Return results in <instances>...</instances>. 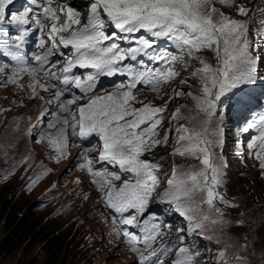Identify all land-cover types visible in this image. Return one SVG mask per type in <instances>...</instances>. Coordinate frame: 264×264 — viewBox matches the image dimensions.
Listing matches in <instances>:
<instances>
[{
	"label": "snow or ice",
	"instance_id": "obj_1",
	"mask_svg": "<svg viewBox=\"0 0 264 264\" xmlns=\"http://www.w3.org/2000/svg\"><path fill=\"white\" fill-rule=\"evenodd\" d=\"M221 2L235 7L238 17L248 16L249 8L244 4L236 5L235 0ZM214 3L215 0H88L87 14L82 15L66 0H42L39 3L38 0H30V6L22 13L11 15L9 20L5 15L6 8L13 4V0H0V24L34 23L41 33L38 47L42 50L41 55L34 57L35 67L20 56H14L16 68L11 76L0 82V86L16 83L21 73H26L31 78L27 85L29 98L58 106L57 113H41L39 123H44L45 118L51 115L53 120L48 121V127L54 128L56 124L64 127L55 134L41 137V140L47 139L52 154L59 160L67 156L70 146L68 130L79 139L83 146L79 166L93 177L91 182L99 190L102 202L114 214V221L122 226L130 250L137 253V264H164L158 253L144 255L140 247H151L158 237L164 235L162 228L167 227L150 222L148 218L139 219L150 203H166L184 217L188 221L185 235L199 234L204 221L227 223L218 204L239 206L220 191L227 164L223 161L216 163L212 150L216 144L223 143L219 139L223 127L213 128L212 124L214 120H218L219 125L223 124L224 115L218 111L224 103L222 97L233 93L234 89L243 91L241 85L264 84V77L258 75L257 58L253 55L248 36L253 18H232L220 12ZM257 11L262 17L257 29L260 35L264 34V8ZM4 35L8 33L4 32ZM16 39L19 41L23 37L17 36ZM162 40L170 47H159ZM172 48L176 51L173 52ZM62 49H69L71 55ZM204 50L214 55V62L199 55ZM54 56L65 58L58 71H51L59 63L51 59ZM189 61L199 62V66L190 72L198 94L174 90V96H190L203 116H183L181 107H177L171 113L170 121L184 119L188 123H179L161 132L166 119L164 113L174 97L156 106L151 102L144 103L134 92L138 85L159 92L161 87L179 75L177 65L189 70ZM6 67L7 64L0 66V73ZM78 69L89 71L79 74ZM40 73L43 74V82L37 78ZM117 75L125 77V81L113 85L111 92L96 94L101 90L98 89L100 77ZM181 84L192 87L188 80H181ZM37 86L44 91L55 89L54 95L45 100L39 96ZM81 100L87 102L80 103ZM61 113L66 115L61 118ZM252 127L253 124L249 123L243 130L248 132ZM173 132L172 155L194 158L200 162V167L180 169L173 165L167 186L160 192L157 174L160 165L145 158V154L158 145H168ZM31 133L30 128L28 134ZM93 137L98 138L100 144L96 157L100 168H95L93 158L87 155L95 144L85 142ZM247 147L253 150L252 154L259 161L258 167L264 173V118L259 134ZM29 160L30 157H22L13 168ZM104 165L116 170L110 171ZM46 173L45 169L29 188ZM116 182H120L119 185ZM197 195L200 196L199 202ZM204 206L215 213V218L204 213ZM149 216L151 221L155 220L151 213ZM129 228L139 229V232ZM179 239L183 243L185 236ZM249 247L245 237L244 243L231 254L227 247L222 248L216 254L217 264H250L249 256L252 254L242 255ZM162 251H166V247ZM198 255V250L180 247L173 264H196Z\"/></svg>",
	"mask_w": 264,
	"mask_h": 264
},
{
	"label": "rangeland",
	"instance_id": "obj_2",
	"mask_svg": "<svg viewBox=\"0 0 264 264\" xmlns=\"http://www.w3.org/2000/svg\"><path fill=\"white\" fill-rule=\"evenodd\" d=\"M235 4L247 6L248 16L238 17L235 7L222 3L221 0H215L214 6L232 18L245 20L253 18V22L249 24L248 36L253 55L257 58L258 75L264 77V34H257L259 20L262 18L257 9L264 8V0H235ZM79 8L85 13L86 3L81 4ZM10 12L11 8L7 9V14ZM123 46L127 47L126 44ZM3 47L0 41V50ZM159 47L169 48L170 45L162 40ZM171 50L176 51L174 48ZM4 51L2 50L0 54ZM199 55L210 62L215 60L214 55L208 50L202 51ZM189 64L191 65L189 70L177 65L179 75L161 87L159 92L150 91L143 85H138V90L134 92L144 103L151 102L156 106H161L169 97H174L168 103V111L164 113L166 119L160 128L161 132L167 131L170 127L174 128L179 123H188L184 119L170 121V115L177 107H181L183 116L198 118L203 116L198 112L195 101L190 96H174V90L198 94L190 72L192 68L199 66V62L189 61ZM30 80L27 76H22L16 83L0 86V194L3 195L2 201L10 198L13 203L21 204L19 217L31 219L35 229L15 250L0 254V264H50L52 259L44 250L45 243L49 241L58 245L60 251L58 259L51 264H137V253L131 251L127 245L122 227L114 223L112 211L102 202L99 190L91 182L93 177L79 166L82 162L80 153L83 150L79 139L68 135L70 146L67 156L59 160L52 154L47 139L41 140V137L55 134L64 125L48 127V121L53 120L51 115L45 118L44 123H39L41 113L46 111L57 113L58 106H50L40 99L29 98L30 90L27 85ZM181 80H188L192 87L181 84ZM121 81H125V77L120 78L119 82ZM115 84L117 83H107L96 94L104 95L113 91ZM240 88L243 91L234 89L235 94L228 93L226 97H222L224 103L220 105L218 111L224 115L223 124L219 125L218 120H214L212 124L213 128L223 127V134L219 137L223 143L216 144L212 150L216 163L223 161L227 164L220 191L229 201L239 206L226 207L218 204L227 223L212 224L210 220L204 221L199 234L185 235L188 221L184 217L166 203H150L148 210L139 219L148 218L150 222L162 223L167 227L162 228L164 235L158 237L151 247L144 249L143 245L140 246L144 255L156 252L164 264H173L179 248L189 247L193 251H199V255L195 257L196 264H217L218 251L227 247L231 254L247 237L250 247L242 255L252 254L249 256L250 264H264V173L258 167L259 161L252 154L253 150L247 147L259 134L260 123L264 118V84L241 85ZM37 90L39 96L45 100L53 95L50 94L52 89L44 91L37 86ZM256 108L259 109L256 111ZM65 115L66 113L60 114L61 118ZM248 115L250 116L246 118ZM249 123H252L253 127L245 132L243 129ZM30 128L31 135L28 134ZM174 137L175 132L171 133L168 145H158L145 154V158L160 165L157 173L160 177L158 188L160 192L167 186L173 165L180 169L200 167V162L194 158L172 155ZM85 143L95 144L87 155L93 158L92 165L100 168L101 164L96 159L99 155L97 149L100 147L98 138L93 137ZM22 157H30V160L13 168ZM104 166L109 167L110 171L116 170L111 166ZM45 169L47 173L29 188L31 182ZM116 183L119 185L120 182ZM199 199L200 196L197 195V202ZM3 209L0 214L4 212ZM150 213L155 217L154 221H151ZM204 213L210 218H215V213L207 206H204ZM238 221L244 223H237ZM8 228L7 230L0 217V247L6 238L16 236L14 231L16 226L10 224ZM180 229L185 231L182 232ZM129 230L139 232V229ZM37 234L40 235L31 243ZM181 236H185L183 243L179 239ZM165 247L166 251H162Z\"/></svg>",
	"mask_w": 264,
	"mask_h": 264
},
{
	"label": "trees",
	"instance_id": "obj_3",
	"mask_svg": "<svg viewBox=\"0 0 264 264\" xmlns=\"http://www.w3.org/2000/svg\"><path fill=\"white\" fill-rule=\"evenodd\" d=\"M3 195L0 194V211L2 208L4 212L0 214L1 219H3V223L9 229L8 226L15 225L16 229H14L16 236L14 238H6L0 247V254L10 253L15 250L20 243H22L28 235L35 229V225L31 219H26L25 217H19L20 211L22 207L19 203H13L10 198L6 199V201H2ZM5 205V207H3ZM41 233V232H40ZM40 234L34 236L31 243L37 239ZM32 247V245L30 246ZM29 247V248H30ZM44 250L48 254V256L52 259L51 263H54L59 256V248L58 245L49 241L47 244L45 243ZM50 263V262H49ZM50 263V264H51Z\"/></svg>",
	"mask_w": 264,
	"mask_h": 264
},
{
	"label": "bare ground",
	"instance_id": "obj_4",
	"mask_svg": "<svg viewBox=\"0 0 264 264\" xmlns=\"http://www.w3.org/2000/svg\"><path fill=\"white\" fill-rule=\"evenodd\" d=\"M22 76H25V75H22ZM22 76H20V77H22Z\"/></svg>",
	"mask_w": 264,
	"mask_h": 264
}]
</instances>
